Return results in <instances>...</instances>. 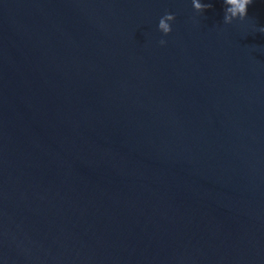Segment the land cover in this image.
<instances>
[{"label": "water", "instance_id": "1", "mask_svg": "<svg viewBox=\"0 0 264 264\" xmlns=\"http://www.w3.org/2000/svg\"><path fill=\"white\" fill-rule=\"evenodd\" d=\"M201 3L0 0V264H264V0Z\"/></svg>", "mask_w": 264, "mask_h": 264}, {"label": "clouds", "instance_id": "2", "mask_svg": "<svg viewBox=\"0 0 264 264\" xmlns=\"http://www.w3.org/2000/svg\"><path fill=\"white\" fill-rule=\"evenodd\" d=\"M226 4L224 22L231 24L234 19H244L248 16V6L253 3V0H224ZM194 8L199 12L212 7L211 4L201 3V0H193ZM176 16L171 13L165 14L159 21V29L165 34L172 32V26L170 21H175ZM259 31L264 33V27L260 28ZM162 45L166 44L167 41L161 40Z\"/></svg>", "mask_w": 264, "mask_h": 264}]
</instances>
